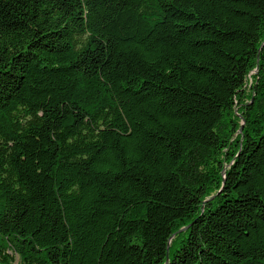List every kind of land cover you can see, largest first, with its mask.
Here are the masks:
<instances>
[{
	"label": "trees",
	"instance_id": "trees-1",
	"mask_svg": "<svg viewBox=\"0 0 264 264\" xmlns=\"http://www.w3.org/2000/svg\"><path fill=\"white\" fill-rule=\"evenodd\" d=\"M0 264H264V0H0Z\"/></svg>",
	"mask_w": 264,
	"mask_h": 264
},
{
	"label": "rangeland",
	"instance_id": "rangeland-1",
	"mask_svg": "<svg viewBox=\"0 0 264 264\" xmlns=\"http://www.w3.org/2000/svg\"><path fill=\"white\" fill-rule=\"evenodd\" d=\"M250 81H251V79L249 78V79H248V84H247V85H249Z\"/></svg>",
	"mask_w": 264,
	"mask_h": 264
},
{
	"label": "water",
	"instance_id": "water-1",
	"mask_svg": "<svg viewBox=\"0 0 264 264\" xmlns=\"http://www.w3.org/2000/svg\"><path fill=\"white\" fill-rule=\"evenodd\" d=\"M185 228H186V227H185ZM185 228H183V229H180V230H185ZM180 230H179V231H180Z\"/></svg>",
	"mask_w": 264,
	"mask_h": 264
}]
</instances>
